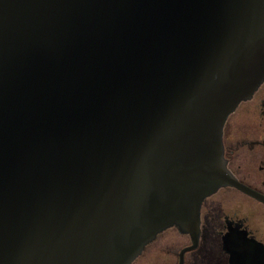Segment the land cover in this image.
<instances>
[{
    "label": "water",
    "instance_id": "water-1",
    "mask_svg": "<svg viewBox=\"0 0 264 264\" xmlns=\"http://www.w3.org/2000/svg\"><path fill=\"white\" fill-rule=\"evenodd\" d=\"M263 83L264 0H0V264L196 248Z\"/></svg>",
    "mask_w": 264,
    "mask_h": 264
},
{
    "label": "flooded vegetation",
    "instance_id": "flooded-vegetation-1",
    "mask_svg": "<svg viewBox=\"0 0 264 264\" xmlns=\"http://www.w3.org/2000/svg\"><path fill=\"white\" fill-rule=\"evenodd\" d=\"M224 156L242 188L227 186L201 208L196 248L171 228L159 234L133 264H264V83L228 118Z\"/></svg>",
    "mask_w": 264,
    "mask_h": 264
}]
</instances>
